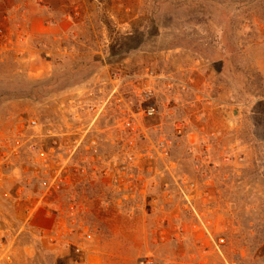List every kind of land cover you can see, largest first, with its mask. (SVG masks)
I'll return each mask as SVG.
<instances>
[{"label": "rangeland", "instance_id": "374dc122", "mask_svg": "<svg viewBox=\"0 0 264 264\" xmlns=\"http://www.w3.org/2000/svg\"><path fill=\"white\" fill-rule=\"evenodd\" d=\"M145 259L264 264V0H0V264Z\"/></svg>", "mask_w": 264, "mask_h": 264}, {"label": "built area", "instance_id": "2783aa9c", "mask_svg": "<svg viewBox=\"0 0 264 264\" xmlns=\"http://www.w3.org/2000/svg\"><path fill=\"white\" fill-rule=\"evenodd\" d=\"M148 94L151 95V94H152L151 91H149ZM157 114H158V112H157V110H156L154 107H150V108H148V109L146 110V115H147L148 117H154V116H156ZM31 125H32V126H36L37 124H36V122H32ZM195 228H196V227H195ZM220 242L222 243L223 241L220 240ZM141 264H155V262H154V260H152V259H145L144 261L141 262Z\"/></svg>", "mask_w": 264, "mask_h": 264}]
</instances>
